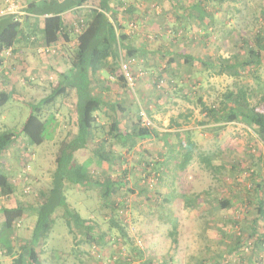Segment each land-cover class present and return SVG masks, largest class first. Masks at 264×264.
Wrapping results in <instances>:
<instances>
[{"label": "rangeland", "instance_id": "obj_1", "mask_svg": "<svg viewBox=\"0 0 264 264\" xmlns=\"http://www.w3.org/2000/svg\"><path fill=\"white\" fill-rule=\"evenodd\" d=\"M11 1L20 11L19 6H24L27 0ZM173 1H175L173 5L177 3L178 7H183L193 0ZM5 5L6 0H0V6ZM221 5L220 9H216V4L208 5V11L214 16L211 21L207 18L203 19L206 23L203 29V24H197L193 18H184L181 24H177L179 16L174 12L171 0H137L139 19H135L134 22L125 20L127 23L125 32L131 35L133 43L143 47L147 52L145 56L133 59L131 63L132 71L136 73L143 71L141 79L138 80L140 85L136 87L139 91L134 95L131 90L124 91L117 84L112 86L113 92L109 94L114 97V93H119L134 100L133 104L131 102L132 106L125 111L120 127H125L132 117L140 119L143 113L165 142L160 137L139 140L126 154L118 143L116 151L121 152L124 158L114 165L97 162L89 149L75 152L74 165L87 163L93 175H99L104 171L106 174L119 177L122 176L123 171L126 172L128 183L118 193V200L122 203L125 216L126 236L109 227L108 210L100 206L97 189L94 186L74 185L64 194L69 205L82 217L97 223V240L76 244L63 220L59 218L49 233L41 254V258L46 263L148 264V255L154 262L164 259L163 262L168 263L169 258L172 257L175 264H264V242H259L256 234L251 236L252 231L248 227L254 215L248 213L245 206V201L254 197L248 194V191L250 192V189H247L248 185L259 182L260 178L264 177V145L255 132L243 123L229 122L222 126L201 124L203 114L199 101L200 99L206 104L217 102L225 92L236 91L238 88L255 89L257 96L252 98L255 101L261 94L257 87L258 82L261 85L264 82V58L258 67L249 70L246 68L238 76H230L217 74L214 67L201 65L198 61L185 63L181 60L183 64H173L170 67L167 56H161L162 51L169 50L186 52L202 58L205 62L210 58L213 60L235 53L239 54L240 60L244 59L248 55L249 47L256 46V34H264V0H225ZM175 9L178 8L175 6ZM71 17L68 14V18L72 19ZM185 23H189L187 30L181 28ZM191 24L194 27L190 26ZM62 40L69 41L65 38L58 41L62 43ZM66 42L60 53L56 54L52 52L53 50L55 53L54 46L50 45V51L46 53L42 52V47L36 49L37 43L29 42L26 50L35 63L30 64L27 59L22 61L17 58L16 64L21 62L22 65H34L30 72L33 77L31 79L35 80L41 75L40 79H42L45 75L46 77L50 75L47 77L48 82H53L50 78L54 75L50 73L55 72V69L45 72L35 67L45 62L48 65L44 66L51 65L49 60L53 57L54 60L58 59L60 68L65 67L70 55L73 54L70 46L73 41ZM260 52L264 55V49H260ZM14 58V54L3 57L0 84L3 81L2 73L6 74L10 70L9 65L15 60ZM142 65H148V68L142 70ZM34 69L36 70L33 71ZM166 71H175L178 77L176 76L175 82L170 87L157 94L152 86L153 79L158 73ZM13 75L10 78L15 80ZM15 82L22 83L21 80ZM49 87L47 86V90H50ZM43 94L46 93L43 91L32 97L27 95L24 97L17 90L13 92L12 98L0 107V111L6 114L4 123L20 128L33 111V105L39 103L38 99ZM19 95L24 99H19ZM143 101H150L153 110L151 117L147 116ZM155 101L158 102L156 108L152 107V102ZM41 106L43 107L44 104ZM43 108L48 111L53 107L46 105ZM258 108L262 110L264 106L260 105ZM60 109L67 115L63 117L61 123V131H64L71 126L70 123H65L68 121V115L73 114V102L70 99L63 103L61 101ZM100 121L105 123L107 129L110 117L102 116ZM53 137L55 136L40 145H31L36 157L32 162L26 161L27 164L18 168L22 180L28 173L39 178V181L36 178L28 180L27 186L24 185V188L26 186L30 189L28 194L33 201L37 197V188H46L51 181L57 150V146L54 145L56 138ZM190 147L193 148L195 155L185 169L180 170L176 165V158H172V155L178 149L185 152ZM29 150L21 151L25 158L31 156L32 151ZM197 152L211 154L214 164L223 165L231 171L213 177L211 172L199 162ZM144 160L162 161L158 174L156 173L160 175L159 180L148 177ZM249 169L254 170V174L255 171L260 172L254 179L246 178ZM226 197H234V205L227 210L218 211L214 199ZM185 198L193 200L194 203L186 205ZM170 215L178 220L177 247L172 246L170 237L167 236L171 225L166 219ZM231 220H236L237 224H232ZM18 221L15 222L14 234H16L13 238L18 239L20 236L30 238L37 221L32 207H27L25 216ZM255 224L258 232L264 234V217ZM239 235L242 238L241 243L233 249L235 238ZM134 246L143 251V256H139L133 250Z\"/></svg>", "mask_w": 264, "mask_h": 264}, {"label": "trees", "instance_id": "obj_2", "mask_svg": "<svg viewBox=\"0 0 264 264\" xmlns=\"http://www.w3.org/2000/svg\"><path fill=\"white\" fill-rule=\"evenodd\" d=\"M171 1L174 12L179 16L177 24H181L184 18H193L197 21V24H203L202 28L204 29L206 23L203 19L207 18L211 21L214 16L212 12L208 11V5L216 4V9H220L225 0H193L183 7L180 6L181 8L177 6V3L173 5L175 1ZM136 6L137 0L132 2L130 0H29L22 9L23 14L0 15V53L7 48H11L13 54L15 45L21 41H26L33 44L37 43L36 49L54 46L55 53L53 54H56L60 52L61 48H64L66 42L62 40V43L56 44L59 38L73 41L72 44L70 43L73 54L70 55L66 67L55 73L56 78L54 81L52 79L53 85L49 94L40 99L37 105H33V111L26 117L25 122L20 127V132L25 137L28 145L42 144L46 139L53 136L51 128L56 121V117L54 112H49L43 118L40 112L41 105L54 106L56 105L54 101L57 98L73 94L75 117L73 119L70 117V121L76 130L72 135L59 142L55 152L50 184L46 188L40 189L39 195L31 204L37 221L29 242L20 247L24 252L25 259L19 261L16 259L14 264H44L41 254L49 233L59 218L63 220L76 244L78 242L91 243L97 240V223L82 217L75 208L69 205L64 194L69 187L77 184L82 187L94 186L97 189L100 206L106 208L109 213V227L115 229L120 235L126 236L125 216L122 203L118 200L119 191L125 188L128 183L126 172L123 171L122 176L119 177L106 174L104 171L99 175H93L87 167V163L74 165L73 160L76 151L90 149L97 162L114 165L124 158L121 152L116 151L118 143H120V146L124 149V154H126L136 146L139 140L160 137L153 123L151 125L144 124L142 117L140 119H133L134 117H132L131 121L125 125L126 128L120 127V121L125 111L132 106L134 100L119 93H114V97L111 93L109 94V92H113L112 86L117 84L124 91L130 90L119 67L121 53L128 59H140L141 56L147 54L145 49L133 43L131 35L125 32L127 26L125 20L134 22L135 19H139V10ZM175 6L178 9H175ZM65 13L66 16H63ZM68 14L72 16V19H68ZM51 15L58 16L51 17ZM40 16H43L47 21H53V18L58 19V21L55 20V26L53 29L51 28L52 33L49 36L46 35L43 43L39 44V38L36 37L30 20ZM188 24H182L181 28L185 30ZM43 32L46 33L47 30L44 29ZM174 38L176 39L175 36ZM255 45V47H249L248 55L242 60L238 58V53L213 60H210V58L208 62L198 56H192L182 51L164 50L161 56H167L168 66L170 67L173 64L181 65L183 62L198 61L201 65L214 67L217 74L238 76L243 69L247 68L249 70L261 64L264 55L261 54L260 49H264V34H256ZM142 66V70L148 68V65ZM176 76L175 71L160 72L155 75L152 86L156 93L159 94L162 90L170 87L175 82ZM257 87L261 94L256 97L255 101L252 98L257 96V91L248 88L227 91L217 102L210 104H206L199 99L203 114L201 124H219L222 126L229 122L243 123L255 132L264 145V109L258 108L260 105L264 106V82H262V85L258 82ZM137 91H139L138 88L133 91V94L135 95ZM12 94L13 91L8 88L0 90V107L12 98ZM152 103V107H158V102ZM143 104L147 116L151 117L153 110L150 101H143ZM104 108H107V114L110 117L107 129L100 122L101 114L99 113ZM160 138L165 142L164 138ZM178 139H180V136H178ZM7 142L6 133L0 132V153ZM178 150L174 152L172 158H176L177 167L184 170L195 154L192 147L185 152ZM196 156L213 177L225 171H231L230 168L223 165L214 164L211 154L197 152ZM143 162H145L148 177L155 178L156 181L159 180L160 175L158 176L156 173L162 165V161L144 160ZM253 172L254 170L249 169L246 178L251 177L254 179L260 171H255V174ZM247 189H250L248 194L254 195V197L245 201L247 212L254 215L248 229L252 231L251 236L256 234V239L259 242H264V234L258 232L255 224L264 217V177L260 178L259 182L248 185ZM14 190L15 185L10 182L8 175L0 172V193L10 194ZM233 198L214 199L215 208L218 211L231 208L234 205ZM185 201L186 205L194 203L193 200L188 198H185ZM26 208L27 206L17 204L13 207H2L0 209L3 218L0 222V249L5 250L6 254H10L12 250L11 244L14 229H16L15 222L25 216ZM166 221L171 225L167 231V236L170 237L172 246L177 247L179 244L178 220L175 216L170 215ZM230 222L237 224L236 220ZM241 239L240 235L235 238L233 249L238 247ZM130 242L132 243V241ZM133 250L139 256H143L142 250L135 246ZM163 261L154 262L147 255L148 264H175L172 257L169 258L168 263Z\"/></svg>", "mask_w": 264, "mask_h": 264}, {"label": "crops", "instance_id": "obj_3", "mask_svg": "<svg viewBox=\"0 0 264 264\" xmlns=\"http://www.w3.org/2000/svg\"><path fill=\"white\" fill-rule=\"evenodd\" d=\"M28 1L29 0H27L24 3V6L26 5V3ZM24 6L23 5L19 6L20 7V11H19L20 14L24 13L22 10ZM2 8H3V6H0V9H2ZM52 16L56 17L58 15H51V17ZM63 16H66V13L63 14ZM59 17H60V15H59ZM53 19H54L53 21H47L44 19L43 16H40L38 18L34 17L33 19L30 20L31 27L33 28V30H35L36 37L39 38L38 39L39 44L43 43L46 35L49 36V34L52 33L51 31L55 26V20L58 21V19H55V18H53ZM44 29L47 30L46 33L43 32ZM59 43H60L59 41L56 42V44H58V45H59ZM52 45H54V44H52ZM28 46H29V42H26V41H21L20 43L15 45V49L13 52V54L15 55V58H14L15 60H12V62L10 63V65H9L10 70L9 71H7L6 74L2 73L1 78L3 81L0 84V90H4L6 88V86H8V88H10L9 89L10 91L15 92L17 90V92L20 93L24 97L26 95L32 97L33 95L40 94L44 91L46 94H43L42 96H40L38 99V100H40L49 94L51 87L53 85L52 84L53 82H51V81L48 82L49 78H47V77H50V75L47 77L45 75V78L40 79L42 76L40 74L41 76H39L37 79H35V80L31 79L33 77H31L32 75H30V72L32 71L31 69L33 68L34 65H26V64L22 65V63L19 61H18L19 62L18 65L16 64L17 58H20L22 61L27 59L30 61L29 62L30 64L35 63V61H33L31 59V56L30 57L28 56L29 52L26 50ZM28 49H31V48H28ZM53 58L51 60H49L51 65L44 66L45 64H47V62H45V63H41V65L39 67H35V68L36 69H38V68L42 69L45 72L48 71L49 69H55V72L50 73V74L54 75V77L50 78V80L53 79V81H54V79L56 78L55 73L60 71V70H63L66 67V65L63 68H60L61 65H58L59 63H57V62H59V61H57L58 59L54 60ZM52 64H56V65H52ZM36 69H34L33 71H35ZM20 72H22V74H20ZM12 74L15 75V77H14L15 80L10 78V76ZM26 75H29V76L25 77ZM16 80H21L22 83L16 84V82H15ZM47 86H50L49 87L50 90H47ZM21 95H19V99L23 100L24 98ZM68 99H70V101L73 102L74 111H72L73 114L68 115L69 116V117H67L68 121L65 124L70 123L71 126L68 127L67 130L61 131L62 119L64 116H67V115H65V113H63L64 111H62L60 109V105H61V101L63 103V102H66V100H68ZM30 100H34V99H30ZM43 107L40 110L43 118L49 112H54V115L56 117V121L53 123L51 130H52L53 136H55L53 138H56V139H54V141H55L54 145L58 147L59 142H61L66 137L72 135L76 130L75 126H73L71 124V121H70V117H72V119L75 117V99L73 97V94H70L66 97L57 98L56 99V105L52 106L53 108L49 109L48 111H45ZM99 114H101V117L102 116L108 117L107 108H104L103 111ZM5 119H6V114H4V112L0 111V132L6 133V140L8 141L5 148L0 153V172H3V173L8 175L10 182H12L15 185V190L13 193H10V194H1L0 193V209L2 207H13L17 204H21V205H24V206L31 208L32 207L31 204L33 203V200L31 199L32 197H29L28 193L30 192L29 191L30 189L28 187H26L27 186L26 184H27L28 180L30 181V180H33L36 178V180L39 181V178L35 177L31 173L30 174L28 173V174L24 175V179L22 180V177L19 174L20 172H18L19 171L18 168H19V166H22V167L24 166V164L26 163L24 161H27V162L33 161V159L36 157L35 150H32L33 147L27 144L25 137H23V134L20 133V128H17L14 126H8L7 124L4 123ZM100 122H101V124H105L103 121H100ZM13 129H15L17 132H14ZM24 149H26L27 151L30 149L29 152L32 151V154H31V156H29V158L28 157L25 158L23 156L21 151ZM24 185H26L25 188H24ZM71 188H73V186L69 187L68 189L70 190ZM36 192H37V196H38L40 193V189L37 188ZM24 193H27V194H24ZM30 200H32V201H30ZM23 217L20 218L19 220L23 219ZM2 219L3 218H2V215L0 213V222L2 221ZM29 239L30 238H28V239L23 238V236H20L18 239H15V237H14L12 244H11L12 250H11L10 254H6L4 252L5 250L0 249V264H14V261L16 259L18 261L22 260V259L24 260L25 255H24V252L21 250L20 247L22 245L27 244L29 242ZM42 261L44 264H49V263H46V261H44V259H42Z\"/></svg>", "mask_w": 264, "mask_h": 264}, {"label": "built area", "instance_id": "obj_4", "mask_svg": "<svg viewBox=\"0 0 264 264\" xmlns=\"http://www.w3.org/2000/svg\"><path fill=\"white\" fill-rule=\"evenodd\" d=\"M11 13H19V11L17 9V6L11 0H6V5L2 9H0V15L11 14ZM49 48L50 47H42L43 49L42 52L48 53L50 51ZM11 51H12L11 48H7L0 53V67L4 65L3 63L4 60H2V57H7L12 55ZM52 52L54 53L53 50ZM132 61L133 59H128L125 55H120V59H119L120 71L123 74L128 87L133 92L136 90L137 85L138 86L140 85L138 80L140 77H142L143 72L134 74V72L131 69ZM142 121L146 125H151V121L143 113H142Z\"/></svg>", "mask_w": 264, "mask_h": 264}]
</instances>
